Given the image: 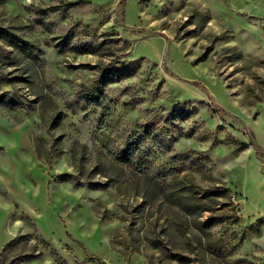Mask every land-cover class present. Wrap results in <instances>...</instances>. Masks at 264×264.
Returning a JSON list of instances; mask_svg holds the SVG:
<instances>
[{
	"label": "rangeland",
	"instance_id": "obj_1",
	"mask_svg": "<svg viewBox=\"0 0 264 264\" xmlns=\"http://www.w3.org/2000/svg\"><path fill=\"white\" fill-rule=\"evenodd\" d=\"M0 264H264V0H0Z\"/></svg>",
	"mask_w": 264,
	"mask_h": 264
},
{
	"label": "trees",
	"instance_id": "obj_2",
	"mask_svg": "<svg viewBox=\"0 0 264 264\" xmlns=\"http://www.w3.org/2000/svg\"><path fill=\"white\" fill-rule=\"evenodd\" d=\"M7 35H5V37H7ZM7 39L11 42H14L12 40L9 39V37H7ZM165 138V137H164ZM250 139H251V142H254L253 140V136L250 134ZM164 144H169V141L167 142L166 141V138L164 139ZM138 146H139V141L137 138H134V139H128V141L126 142L125 145H123L117 152V157L120 159H128V156L131 155L132 152H134L136 149H138ZM168 146V145H167ZM258 151H260L259 148H257Z\"/></svg>",
	"mask_w": 264,
	"mask_h": 264
}]
</instances>
